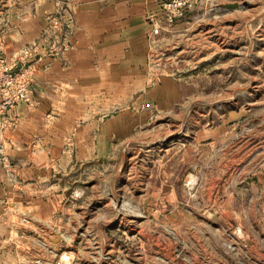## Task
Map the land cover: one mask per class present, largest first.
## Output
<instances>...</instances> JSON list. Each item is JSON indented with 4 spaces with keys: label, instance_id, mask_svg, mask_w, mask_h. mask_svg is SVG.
<instances>
[{
    "label": "rangeland",
    "instance_id": "obj_1",
    "mask_svg": "<svg viewBox=\"0 0 264 264\" xmlns=\"http://www.w3.org/2000/svg\"><path fill=\"white\" fill-rule=\"evenodd\" d=\"M197 2L183 54L163 55L172 76L108 96L126 104L104 114V156L92 144L26 242L0 236V264H264V0Z\"/></svg>",
    "mask_w": 264,
    "mask_h": 264
},
{
    "label": "crops",
    "instance_id": "obj_2",
    "mask_svg": "<svg viewBox=\"0 0 264 264\" xmlns=\"http://www.w3.org/2000/svg\"><path fill=\"white\" fill-rule=\"evenodd\" d=\"M163 1L0 3V59L11 65L24 49H33L32 57L16 67L28 73V100L0 109V236L9 241L3 243L6 251L15 248L10 242L17 236L26 242L28 218L36 223L43 212L52 217L62 209L68 178L78 164L88 165L95 157L92 144L98 143V156H104L101 149L111 136L104 114L126 104L120 97L108 104V96L147 93L154 86L151 80L172 76L163 55L177 50L181 57L183 41L177 40L192 27L188 22L194 9L151 44V24L165 20ZM58 2H65L67 13L58 14ZM65 17L72 21L67 30ZM135 106L150 109L152 102L147 98ZM115 125L114 134H122L124 123ZM71 142L76 149L66 148ZM6 164L13 166V180Z\"/></svg>",
    "mask_w": 264,
    "mask_h": 264
},
{
    "label": "built area",
    "instance_id": "obj_3",
    "mask_svg": "<svg viewBox=\"0 0 264 264\" xmlns=\"http://www.w3.org/2000/svg\"><path fill=\"white\" fill-rule=\"evenodd\" d=\"M195 0H164L162 10L165 20L158 23H152L148 32V40L151 44L156 42L161 36L162 30H172L174 26L184 20L186 14L195 7ZM68 26H72L71 18H66ZM57 48L53 53L56 54ZM33 49H24L21 56L14 60L12 64L5 63L0 59V109L8 110L20 102L28 100L30 79L25 68L16 69L18 63L24 61L27 57H32ZM21 58V59H20ZM25 69V70H24ZM1 129V128H0ZM0 155L3 156V147L0 145ZM10 176H13L14 169L10 164H6Z\"/></svg>",
    "mask_w": 264,
    "mask_h": 264
},
{
    "label": "water",
    "instance_id": "obj_4",
    "mask_svg": "<svg viewBox=\"0 0 264 264\" xmlns=\"http://www.w3.org/2000/svg\"><path fill=\"white\" fill-rule=\"evenodd\" d=\"M230 8L235 9V8H237V6H236V5H234V6H230ZM49 239H50V241H51L52 243H54V244H58V243L61 241V236H60L59 233H57V232H53V233H52V237H49Z\"/></svg>",
    "mask_w": 264,
    "mask_h": 264
}]
</instances>
